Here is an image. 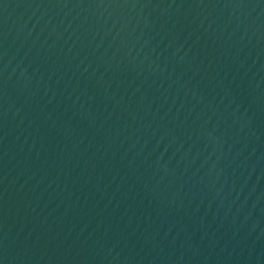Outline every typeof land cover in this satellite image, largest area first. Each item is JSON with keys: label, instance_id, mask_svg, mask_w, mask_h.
I'll return each mask as SVG.
<instances>
[{"label": "water", "instance_id": "95a60500", "mask_svg": "<svg viewBox=\"0 0 264 264\" xmlns=\"http://www.w3.org/2000/svg\"><path fill=\"white\" fill-rule=\"evenodd\" d=\"M0 264H264V0H0Z\"/></svg>", "mask_w": 264, "mask_h": 264}]
</instances>
